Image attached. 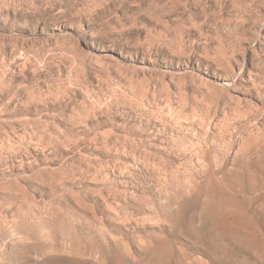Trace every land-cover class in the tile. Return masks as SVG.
<instances>
[{
	"label": "rangeland",
	"instance_id": "374dc122",
	"mask_svg": "<svg viewBox=\"0 0 264 264\" xmlns=\"http://www.w3.org/2000/svg\"><path fill=\"white\" fill-rule=\"evenodd\" d=\"M0 264H264V0H0Z\"/></svg>",
	"mask_w": 264,
	"mask_h": 264
}]
</instances>
